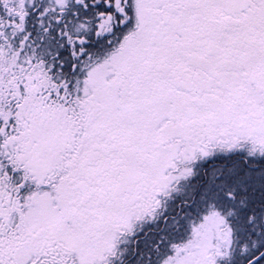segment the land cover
I'll use <instances>...</instances> for the list:
<instances>
[{
    "label": "snow or ice",
    "instance_id": "1",
    "mask_svg": "<svg viewBox=\"0 0 264 264\" xmlns=\"http://www.w3.org/2000/svg\"><path fill=\"white\" fill-rule=\"evenodd\" d=\"M0 264H264V0H0Z\"/></svg>",
    "mask_w": 264,
    "mask_h": 264
}]
</instances>
